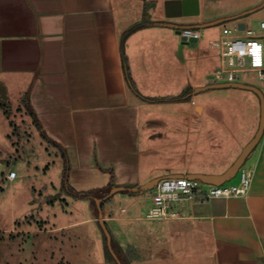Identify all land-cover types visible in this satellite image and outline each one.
<instances>
[{
	"label": "crops",
	"instance_id": "1",
	"mask_svg": "<svg viewBox=\"0 0 264 264\" xmlns=\"http://www.w3.org/2000/svg\"><path fill=\"white\" fill-rule=\"evenodd\" d=\"M167 1L0 0V82L7 92H18V109L30 108L40 132L63 154L66 193L74 200L97 201L104 196L84 194L105 188L111 180L120 188L110 202L101 203L103 220L111 223L117 245L113 246L110 232L114 254L107 259L105 243L96 230L94 246L100 264H264V131L248 155L246 168L254 174L246 195L183 199L171 205L177 217L152 220L137 204L143 194L151 199L132 191L159 177L161 171L163 177L225 172L260 125L252 101L247 132L236 138V156L222 170L205 171L185 163L153 165L149 129L161 120L152 117L149 107L188 99L192 109L203 111L192 96L197 87L214 82H201L199 65L185 73L190 50H213V34L220 36L224 28L240 23L253 27L250 13L264 9V0H198V14L184 15L176 5L167 11ZM250 10L217 31L213 25L198 28L199 40L177 37L181 28ZM170 61L181 65L178 89H171L170 70L163 68ZM171 90L177 93L171 95ZM196 119L190 117L187 128L170 126L175 135L168 140L183 134L185 140L167 145L186 147L191 134L200 130L193 127ZM229 121L232 126L242 124ZM92 209L55 228L100 221L98 207L92 204Z\"/></svg>",
	"mask_w": 264,
	"mask_h": 264
},
{
	"label": "rangeland",
	"instance_id": "2",
	"mask_svg": "<svg viewBox=\"0 0 264 264\" xmlns=\"http://www.w3.org/2000/svg\"><path fill=\"white\" fill-rule=\"evenodd\" d=\"M256 12L258 10L250 13L253 15L251 25L259 28L260 21L264 18V9L263 13ZM235 20L215 24L213 30L233 24L231 22ZM202 29L205 30L206 27ZM218 36L219 34H213V39ZM177 37L181 39L178 34ZM207 50H190V64L184 67L187 73L192 72L190 70L195 65H199L200 69L196 72L202 83L207 80L215 82L208 79V76L213 75L220 65L219 52ZM175 51L178 54V48ZM172 61L167 66L169 68H163L170 70L167 76L170 77L171 89H178L180 84L177 80L182 81L183 78L178 73L181 65ZM240 80L257 86L264 93V81L259 79L257 73H243ZM169 92L171 95L177 93L172 90ZM17 94L14 90L7 92L0 82V264H100L97 246H94L98 235L96 230H100L102 242L105 243V257L112 260L113 255L99 220L72 228H55L92 212V204H95V208L98 207L97 201L74 200L63 190L62 174L66 167L63 154L40 132L31 109L24 106L18 109L21 102L18 104ZM192 97L194 102L203 106V111L192 109L188 99L185 100L186 103L181 100L176 103H154L149 107L152 117L165 125L161 127V122L158 121L150 124L153 165L185 163L190 168L205 171L222 170L236 156V138L247 132L246 119L250 114L249 105H252V101L261 118L260 97L252 90L237 87L211 88L194 92ZM194 116L198 119L193 127L198 126L200 130L191 134L189 144L186 147L183 143L167 145L185 140L184 134L180 138L176 136L168 140L174 134L170 131V126L187 128V121ZM231 119L242 121V124L232 126L229 121ZM197 141L198 145L194 146ZM249 158L250 156L243 167L248 166ZM10 173H14L16 177L11 179ZM164 173L158 172L159 177H163ZM238 182L239 174H236L226 181V185ZM115 193L107 198V202ZM151 202L143 194L137 204L146 214L149 206L153 205ZM177 202L174 201L173 204ZM106 227L112 233L113 246L116 247V235L111 223L107 222Z\"/></svg>",
	"mask_w": 264,
	"mask_h": 264
},
{
	"label": "built area",
	"instance_id": "3",
	"mask_svg": "<svg viewBox=\"0 0 264 264\" xmlns=\"http://www.w3.org/2000/svg\"><path fill=\"white\" fill-rule=\"evenodd\" d=\"M184 41H196L202 37L198 28L184 27L179 29ZM210 48L220 54V65L211 79L214 83L244 82L241 81L243 73L255 72L259 79L264 81V19L260 21L259 28L246 26L241 29L239 25L234 28L226 27L221 35L210 42ZM239 182L226 185L210 184L198 178L184 176L163 177L156 187L144 192L153 202L146 214L147 219L159 220L177 217L171 205L174 201L183 199L207 201L213 197L243 196L249 192L253 181V169L241 167L237 172ZM9 177L14 179V173Z\"/></svg>",
	"mask_w": 264,
	"mask_h": 264
},
{
	"label": "water",
	"instance_id": "4",
	"mask_svg": "<svg viewBox=\"0 0 264 264\" xmlns=\"http://www.w3.org/2000/svg\"><path fill=\"white\" fill-rule=\"evenodd\" d=\"M175 5L179 9H181V11L184 15H196L199 12L198 0H169L166 2L167 11H169V9H171ZM262 6H264V4ZM251 11H253V10L244 12L242 14H238L236 16H230V17L217 19V20H214L212 22H208L207 24H204V25L201 24V25H198L197 27H193V28H200V27H205V26H209V25H215V24H218V23L230 20V19H236V18H239L245 14L250 13ZM173 27H176V26L173 25ZM239 27L241 29H243L245 27V24L240 23ZM221 87H237V88L249 89V90L256 92L258 94V96L260 97V100H261L260 125H259V129L256 132L254 138L243 148L241 154L238 156V158L235 160V162L225 172H223L221 174H204V173L179 174V173H176V174H170V175L165 176V177L184 176V177H188V178H198V179L202 180L203 182L210 183V184H216V185L222 184L223 182L230 180L231 178H233L237 174L239 169L243 166L244 162L246 161V158L248 157L250 152L258 144L259 140L261 139V137L263 135V131H264V93H263V91L260 88H258L257 86L252 85V84H247L244 82H228V83H211V84H208L206 86H200V87H197L195 89V92L204 91V90L211 89V88H221ZM161 178H163V177L153 178L152 180L141 185L139 188H137V187L132 188V191H134V192H146V191L152 190L154 187L157 186L158 181ZM119 189H120L119 187H113L110 193H108L103 198L97 199V206H98V210H99L100 223H101V226L105 232V235L107 238V244H108V247H109L110 251L112 252V254H114L113 248H112V239H111V235H110V233L106 227V224L103 220L101 203L103 200L107 199L111 194H113L114 192H116Z\"/></svg>",
	"mask_w": 264,
	"mask_h": 264
},
{
	"label": "trees",
	"instance_id": "5",
	"mask_svg": "<svg viewBox=\"0 0 264 264\" xmlns=\"http://www.w3.org/2000/svg\"><path fill=\"white\" fill-rule=\"evenodd\" d=\"M45 135V134H44ZM45 138H47L46 136H44ZM48 139V138H47ZM49 140V139H48ZM112 187H115L114 185V182L111 180V182L109 183L108 186H106L105 188H101V189H98L96 191H94L93 193H87V194H84L85 196H90V195H99L101 197L103 196H106L108 193H109V190L112 188ZM105 201V200H104ZM102 205H103V202H102ZM107 240V239H106Z\"/></svg>",
	"mask_w": 264,
	"mask_h": 264
}]
</instances>
